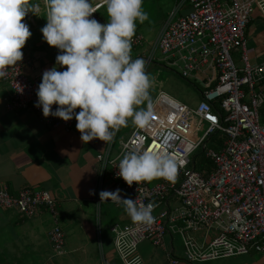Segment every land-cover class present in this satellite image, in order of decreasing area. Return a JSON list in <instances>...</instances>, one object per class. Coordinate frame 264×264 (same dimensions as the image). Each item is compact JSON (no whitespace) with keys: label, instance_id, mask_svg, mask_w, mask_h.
Listing matches in <instances>:
<instances>
[{"label":"built area","instance_id":"1","mask_svg":"<svg viewBox=\"0 0 264 264\" xmlns=\"http://www.w3.org/2000/svg\"><path fill=\"white\" fill-rule=\"evenodd\" d=\"M255 13L264 20V0H179L163 24L145 59L146 70L160 61L184 80L199 85V101L191 106L160 89L151 104L149 126H136L126 140L119 139V128L113 141L97 155L98 210L103 203L117 205L100 201L99 192L108 190V182L121 190L122 199L155 205L151 225L133 222L111 228L114 250L122 264H145L139 245L151 241L155 247L165 248V236L176 233L183 239V258L168 254V264L264 255V125L260 118L264 60L252 61L246 37ZM143 41L137 35L132 45ZM0 81L12 89L7 104L10 110L31 109L45 124L66 131L74 128V117L69 121L51 115L46 118L34 106L40 82L25 75L21 61L10 66ZM56 107L54 104L53 110ZM215 133L225 137L220 149L208 142ZM134 149L163 150L182 161L174 181L158 178L153 183L127 185L117 175V167L123 155ZM199 152L201 158L213 162L214 169L207 176L197 169ZM56 206V199L47 191L32 194L23 190L15 196L5 184L0 185L1 208L16 209L28 217L38 215L41 208L50 212L55 224L48 236L53 252L62 256L66 235L58 224ZM201 231L214 233L207 245L193 235Z\"/></svg>","mask_w":264,"mask_h":264},{"label":"clouds","instance_id":"2","mask_svg":"<svg viewBox=\"0 0 264 264\" xmlns=\"http://www.w3.org/2000/svg\"><path fill=\"white\" fill-rule=\"evenodd\" d=\"M44 3L46 24L40 29L42 37L59 50L56 65L66 68L58 71L54 65L43 72L34 106L41 108L46 118L51 115L69 121L74 117L85 144L93 139L111 143L115 132L127 126L129 120L140 128L149 126L153 78L146 71V61L131 55L137 23L149 19L144 0H102L95 6L92 0ZM102 6H106L108 17L103 24L90 18ZM39 10L35 0H0V78L22 60L21 49L32 35L22 21ZM180 164L182 161L163 150L134 149L120 159L117 175L129 186L158 178L174 181ZM120 192L100 191V201L122 205L136 224L154 222L153 203L138 205L136 200L122 199ZM89 194L94 193L90 190Z\"/></svg>","mask_w":264,"mask_h":264},{"label":"crops","instance_id":"3","mask_svg":"<svg viewBox=\"0 0 264 264\" xmlns=\"http://www.w3.org/2000/svg\"><path fill=\"white\" fill-rule=\"evenodd\" d=\"M35 2L40 8L37 16L30 12L22 21L29 26L32 35L21 49V62L25 75L41 83L45 70L55 65L58 71H63L66 66L56 65L55 58L59 50L49 46L42 37L40 29L46 24L44 0ZM101 3L102 0H92L93 6ZM93 17L99 23H106V6L98 8ZM140 26L137 23L135 36L141 35L144 41L141 45H132L131 55L133 59L145 60L149 53L148 46L145 48L143 45L152 43L154 47L163 25L151 41L144 37ZM246 37L252 61L260 63L264 60V20L258 13L250 21ZM157 57L160 58V55L157 54ZM157 66H162V63L156 60L146 71L152 67V73L157 77ZM160 89H163V85L159 81H153L150 90L152 103ZM11 95V87L0 81V185L5 184L15 196L23 190L32 194L47 191L56 199L57 211L62 216L59 225L61 220L66 223L64 226L60 225L61 229L66 237L65 228L67 231L74 230L77 234L76 241L65 243L66 257L61 264H122L118 257L116 261L106 259L107 253L116 252L114 248L110 252L105 251L108 248L106 237L110 233L104 232V229L109 226L113 233L111 228L116 224L120 225L113 220L103 219L102 206L111 203H103L99 210L95 203L96 182L99 177L97 155L104 151L107 144L99 139L83 143L81 134L76 129V120L74 128L66 131L43 123L31 109L10 110L7 104L11 101ZM75 111L78 112L79 109ZM127 126L129 127L120 128L119 139L126 140L136 127ZM106 185L107 191L117 189L110 182ZM90 190L94 194L90 195ZM72 211L77 213L76 217H71ZM44 213L28 217L16 210L0 207V264H58L54 262L52 254L46 262L42 258L36 260L31 257L52 248L48 230L44 231L42 221H38ZM118 220L122 226L133 223L124 209ZM197 233V240L205 245L214 236V233ZM164 240L165 248L155 247L151 241L139 245L138 251L145 264H168V254L183 258V247H176L173 235L167 234ZM246 256L250 258L244 264H264L263 254L251 253L239 257Z\"/></svg>","mask_w":264,"mask_h":264},{"label":"rangeland","instance_id":"4","mask_svg":"<svg viewBox=\"0 0 264 264\" xmlns=\"http://www.w3.org/2000/svg\"><path fill=\"white\" fill-rule=\"evenodd\" d=\"M178 1L179 0H144L143 7H144V10L147 11L149 19L146 20L143 24H141L140 30L148 41L153 40L155 36H157V33L159 29L161 28V26L171 18ZM148 43H151V42H148ZM143 46L145 48L148 46L147 47L148 53L152 51V48H153L152 43L151 45H147V43H145ZM163 65L164 64H162V66H157V72H158L157 77H155L154 73H152L153 71L152 67L147 71L153 78V81H159V83L163 85V90L169 95L173 96L174 98L188 105L195 106L199 101V92H198L199 85L192 81L188 82L184 80L175 72V70H170L168 67L163 66ZM200 75L201 74H199V78H202ZM150 97H151V103H152L151 93H150ZM145 106L146 105H141V107H145ZM260 118H261L262 124L264 125V107L263 109L261 108ZM128 125L131 126L134 124L131 122V120H129ZM125 127H129V126H124L123 129ZM118 149H119V145L118 143H116L115 150L118 151ZM156 180L157 179L152 180L151 183L155 182ZM56 209H58V207ZM122 211H123V206L118 207L112 204H104L102 206L104 221L113 220L117 222L118 224H120V226H122V224L118 220V217H120ZM59 213L60 212H58V220L60 219V217H62L61 214L59 215ZM76 215L77 213L72 211L71 217H76ZM38 221H42L44 231L46 230L49 231L55 224L53 216L48 211H46L44 213V216L40 217V220ZM65 224L66 223L63 222L62 220L60 221L61 226H64ZM65 231L67 233V237L65 240L66 244L72 241H76L77 239L76 231L74 230L67 231L66 228H65ZM104 232L110 233L106 237L108 248L105 249L106 252H110L114 248L115 235L110 232L109 226L108 227L106 226V228L104 229ZM197 234L198 233L193 234L195 238L197 237ZM173 237H174L176 247L177 248H179L180 246L183 247L182 236L179 233H176L173 235ZM102 241H103V237H102ZM65 248L66 246L64 247V249ZM50 254L53 255L54 262L58 264H61L62 261H64L66 257V255H62V256L57 255L56 253L53 252V248H50V247L44 250V253H37L36 256L33 255L31 257L36 258V260L39 258H42V260L46 262L47 258H51ZM249 258L250 256H246V257L229 258V259H222V260H215V261H207V262L196 263V264H244L245 262L247 263V260ZM106 259L108 261L109 260L116 261L117 255L113 254V251H112L111 254L107 253Z\"/></svg>","mask_w":264,"mask_h":264},{"label":"trees","instance_id":"5","mask_svg":"<svg viewBox=\"0 0 264 264\" xmlns=\"http://www.w3.org/2000/svg\"><path fill=\"white\" fill-rule=\"evenodd\" d=\"M262 86L264 88V82L262 83ZM263 107H264V105H263ZM263 107H262V109H263ZM224 138L225 137H223L221 134L215 133L214 135L211 136V138L209 139L208 142L211 145V147H214L216 149H220ZM201 156H202V152H199L198 154H196V157H195V158H197V163H196L197 164V169L200 172H205L206 173V176H207V175H209L213 171L214 165H213V162L212 161L207 160V159H204V158H201ZM10 210H16V209H10ZM45 210L48 211L45 208H41L39 210L38 215L44 213ZM57 217H58V215H57Z\"/></svg>","mask_w":264,"mask_h":264}]
</instances>
